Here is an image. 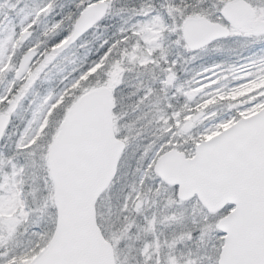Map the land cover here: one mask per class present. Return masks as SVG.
Returning <instances> with one entry per match:
<instances>
[{
	"label": "snow or ice",
	"instance_id": "6c2138e0",
	"mask_svg": "<svg viewBox=\"0 0 264 264\" xmlns=\"http://www.w3.org/2000/svg\"><path fill=\"white\" fill-rule=\"evenodd\" d=\"M96 5L94 22L82 27ZM237 6L243 17L233 15ZM7 20H0V264H93L81 253L86 222L57 160L69 140L79 147L74 106L101 86L121 101L131 89L124 124L148 140L119 190L121 237L139 242L137 264H264V116L204 142L264 102L259 95L219 108L264 69V0H138L118 10L115 0H40L19 26ZM197 20L209 31L194 32ZM100 28L108 34L88 47ZM222 42L242 44L248 56L189 74L185 65ZM77 49L79 62L61 68ZM54 78L57 87L41 94ZM171 156L175 176L166 167ZM186 183L223 192V207L209 211L199 194L183 191Z\"/></svg>",
	"mask_w": 264,
	"mask_h": 264
},
{
	"label": "water",
	"instance_id": "95a60500",
	"mask_svg": "<svg viewBox=\"0 0 264 264\" xmlns=\"http://www.w3.org/2000/svg\"><path fill=\"white\" fill-rule=\"evenodd\" d=\"M237 5L242 1H233ZM101 5L90 10L82 19L81 26L87 27L94 22ZM233 15L244 16L245 10L239 6L233 8ZM207 19V18H205ZM193 31L206 33L208 26L200 20L193 23ZM78 113L74 128L79 135V147L75 151L69 140L65 151L57 160L58 171L70 179L77 202V216L83 217L87 232L80 241L82 255L93 264H116L114 247L105 239L97 222L96 204L107 190L117 174L119 160L125 150V142L118 139L114 132V98L103 86L87 91L83 101L74 106ZM264 116V108L247 118H242L205 143L219 142L225 133L237 129L240 123L254 121ZM166 167L170 175L178 173L176 156L167 158ZM183 191L188 195L199 194L209 211L223 207V192L202 188L194 183H186Z\"/></svg>",
	"mask_w": 264,
	"mask_h": 264
},
{
	"label": "rangeland",
	"instance_id": "374dc122",
	"mask_svg": "<svg viewBox=\"0 0 264 264\" xmlns=\"http://www.w3.org/2000/svg\"><path fill=\"white\" fill-rule=\"evenodd\" d=\"M133 1L134 0H128L127 3H125L124 0H121L119 1L121 6H118L117 0H115V9L118 10L125 7L131 8L136 4ZM0 3H4V0H0ZM38 3H40V0H19V3L17 2V0H8V4L5 7L0 8V20H2L4 16L7 15L8 20L5 21L6 25L11 26L14 24L19 26L23 17L28 12H30ZM121 3H123V5ZM11 5H16V7L12 8ZM119 20L120 17L115 16L111 20V22H113L112 24H116ZM107 34L108 33L105 32L104 28H100L95 37H92L89 39V41H86V45L88 47H92L93 41L98 43ZM220 49L221 50L219 51L208 50L206 52H202L200 53V59L193 63L185 65V67L188 69L189 74L201 70V66H208L213 62H218L219 60L228 61L230 64H239L242 62V57L248 56V51L242 44L222 42L220 45ZM82 51L83 49H77L70 53L67 58L61 63L60 67L63 68L65 65H72L73 63L79 62V60L81 59L80 53ZM173 51L175 52L179 50L173 49ZM256 71L259 74L258 78L249 80L246 89L238 90V88H235L229 96L222 98V103L219 105V108L222 112H229L237 107H242L245 103H250L251 101L256 100L259 95H264V92H260L261 89H264V85H260L261 87H259L258 84L260 81H264V69H257ZM239 73H243V76H241L240 78H244L245 73ZM247 75H251V73H247ZM57 80L58 78H54L51 83L45 82L40 89L41 94H43L45 89L57 87ZM244 84L246 85V83ZM113 91H115V89H113ZM130 92V88H125L122 93H119V95L123 97L122 101L118 100L114 95V131L117 137L124 140L128 146L125 148V151L121 157L117 175L114 181L106 190V192L102 194L96 205L98 224L102 230L104 237L109 242H111L114 247L116 264H137V260L139 259L136 249L140 246V244L135 240V238L127 239L121 237L120 228L123 222L118 214L121 195L119 190L124 184L131 182V173L136 168L137 157L139 156L140 151H143V148L137 150V146L148 143L147 139L137 137L134 129L129 133L128 127L124 124L126 114L130 111L127 108V105L130 103V100L128 99V94ZM25 107H27V104L25 105ZM56 107H59V105H57ZM263 107L264 102L255 105L253 108L246 110L241 116V119L254 115ZM52 111H55V108H53ZM49 115H51V113ZM19 116L21 118L25 116V112L23 109H21ZM19 122L20 121L18 119L17 123ZM235 122H237V120L235 119L227 121L225 126L216 128V130L210 132L208 136L204 138V140H208L213 136L221 133L223 130L230 127ZM149 134V132L145 133V135ZM129 135L131 136V139H129ZM23 159V157L20 158L21 162H23ZM125 173H127V175H124ZM28 199L29 201H31L32 196H29Z\"/></svg>",
	"mask_w": 264,
	"mask_h": 264
},
{
	"label": "bare ground",
	"instance_id": "6f19581e",
	"mask_svg": "<svg viewBox=\"0 0 264 264\" xmlns=\"http://www.w3.org/2000/svg\"><path fill=\"white\" fill-rule=\"evenodd\" d=\"M241 76H243V73L241 74V73H237V78H240ZM248 83V82H247ZM247 83H246V85L244 84H242V85H239L238 87H236V88H238V90H244V89H246L247 88ZM259 87H261V86H263L264 85V81H260L259 83ZM261 85V86H260Z\"/></svg>",
	"mask_w": 264,
	"mask_h": 264
},
{
	"label": "trees",
	"instance_id": "16d2710c",
	"mask_svg": "<svg viewBox=\"0 0 264 264\" xmlns=\"http://www.w3.org/2000/svg\"><path fill=\"white\" fill-rule=\"evenodd\" d=\"M119 1H121V0H117V4H118V6L120 5ZM124 1H125V3H127L128 0H124ZM136 1H137V0H134L133 2L136 3ZM121 4L123 5V3H121ZM120 6H121V5H120ZM125 8L128 9L127 7H125ZM111 23H113V22H111ZM82 83H83V82H82Z\"/></svg>",
	"mask_w": 264,
	"mask_h": 264
},
{
	"label": "flooded vegetation",
	"instance_id": "af4514ba",
	"mask_svg": "<svg viewBox=\"0 0 264 264\" xmlns=\"http://www.w3.org/2000/svg\"><path fill=\"white\" fill-rule=\"evenodd\" d=\"M233 1H237V0H233ZM242 1V0H241ZM138 2V0L136 1V3ZM128 9H130V8H128ZM207 18V17H206Z\"/></svg>",
	"mask_w": 264,
	"mask_h": 264
}]
</instances>
